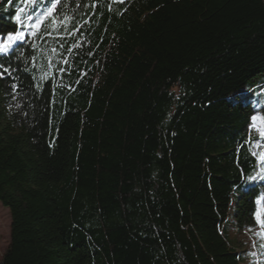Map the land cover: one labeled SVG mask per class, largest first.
<instances>
[{"label": "trees", "instance_id": "16d2710c", "mask_svg": "<svg viewBox=\"0 0 264 264\" xmlns=\"http://www.w3.org/2000/svg\"><path fill=\"white\" fill-rule=\"evenodd\" d=\"M25 31L0 79V264H243L230 230L264 220L240 91L264 73V0H60Z\"/></svg>", "mask_w": 264, "mask_h": 264}, {"label": "rangeland", "instance_id": "374dc122", "mask_svg": "<svg viewBox=\"0 0 264 264\" xmlns=\"http://www.w3.org/2000/svg\"><path fill=\"white\" fill-rule=\"evenodd\" d=\"M10 67L15 71L18 57H12ZM9 66V65H6ZM254 85V86H253ZM240 91H249L242 97L253 101L257 120L251 125V135L258 136L259 139L253 143V150L259 155L264 153V141L261 133L264 132V73L250 79ZM264 165L255 175H261ZM230 236L235 240L237 250L242 252L243 264H264V224L257 222L254 225L246 226L242 229L230 230ZM11 248V213L9 207L0 202V262H5L10 256Z\"/></svg>", "mask_w": 264, "mask_h": 264}, {"label": "snow or ice", "instance_id": "6c2138e0", "mask_svg": "<svg viewBox=\"0 0 264 264\" xmlns=\"http://www.w3.org/2000/svg\"><path fill=\"white\" fill-rule=\"evenodd\" d=\"M40 0H19V4H17V0H6V6L4 8H0V11L6 12L8 7L16 4L17 6L14 8V15L11 16V22L15 27V30L0 32V79H12L14 74V70L10 67L12 64V57L16 56L19 51V47L17 45V41H24L26 36L25 30H32L31 35L36 36L38 31L42 29V25L44 21L52 15L53 11L57 8V4L60 3V0H54L51 2L50 7H46L43 13L37 14L35 9L29 10L28 5H36ZM122 2V0H121ZM23 5V6H20ZM34 21V22H33ZM75 31V29H74ZM46 36H50L51 33L45 32ZM16 46V47H14ZM75 47V45H73ZM33 50L36 49L35 43L32 45ZM52 51H55L53 49ZM20 56H23V52H20ZM9 65V66H6ZM45 76L47 73L44 74ZM43 78V77H42ZM19 78L17 77V80ZM33 86H36L35 84ZM12 89L13 98H15L16 93L20 87V84L14 81L11 84L6 85ZM39 87V86H36ZM251 121H256L257 116L252 115L250 117ZM261 136H264V132L261 133ZM261 159L264 160V153L260 154ZM246 179L248 181L253 180H264V175H247ZM256 203H260L259 199L256 200ZM258 222L264 224V220L260 219L259 211L254 213Z\"/></svg>", "mask_w": 264, "mask_h": 264}]
</instances>
